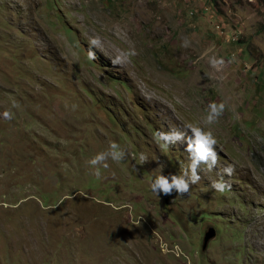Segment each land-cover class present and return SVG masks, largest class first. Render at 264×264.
<instances>
[{
	"label": "rangeland",
	"instance_id": "obj_1",
	"mask_svg": "<svg viewBox=\"0 0 264 264\" xmlns=\"http://www.w3.org/2000/svg\"><path fill=\"white\" fill-rule=\"evenodd\" d=\"M188 123L219 163L155 195L189 160L153 135ZM0 264H264V0H0Z\"/></svg>",
	"mask_w": 264,
	"mask_h": 264
},
{
	"label": "clouds",
	"instance_id": "obj_2",
	"mask_svg": "<svg viewBox=\"0 0 264 264\" xmlns=\"http://www.w3.org/2000/svg\"><path fill=\"white\" fill-rule=\"evenodd\" d=\"M220 1L217 0L216 3ZM210 4V2H208ZM218 34L224 37L226 34L225 27L221 25H216ZM239 35L235 34L232 36L230 34V42H239ZM91 45L99 46V41L97 39L91 40ZM186 46V45H185ZM89 59H95V53L89 51ZM114 64L123 63L120 57H117ZM222 63V61H221ZM225 105L223 103L217 105L212 103L209 105V113L206 118L207 124H212L215 122L223 113ZM4 116L6 118H11L9 112H5ZM184 131L172 130L169 132L157 131L153 135V139L156 144L161 148L168 147L169 145L176 143L186 144L185 152L188 154L189 164L187 168H182L181 173L173 174L170 176H165L163 174L157 175L153 178L150 183V190L158 196L163 194L164 196H171L175 192L179 196H183L190 192V187L196 184L201 179L199 171L201 167L207 171H212L217 167L219 163V156L216 151L217 139L214 137L212 132L205 131L200 126H194L188 123L184 126ZM125 157V152L120 148V146L113 142L110 144L109 149L100 153H97L89 160V164L93 166L96 171L95 175L100 177V167L108 168L107 160L111 159L114 162H120ZM141 159H145L141 156ZM234 169L231 165H227L223 168V174L231 176ZM229 185L223 176L219 180H213L211 182V188L216 191L223 193L227 189H230Z\"/></svg>",
	"mask_w": 264,
	"mask_h": 264
},
{
	"label": "water",
	"instance_id": "obj_3",
	"mask_svg": "<svg viewBox=\"0 0 264 264\" xmlns=\"http://www.w3.org/2000/svg\"><path fill=\"white\" fill-rule=\"evenodd\" d=\"M217 237V231L215 228H209L208 231L205 233V237L202 245L203 251H205L209 245V241L215 239Z\"/></svg>",
	"mask_w": 264,
	"mask_h": 264
},
{
	"label": "trees",
	"instance_id": "obj_4",
	"mask_svg": "<svg viewBox=\"0 0 264 264\" xmlns=\"http://www.w3.org/2000/svg\"><path fill=\"white\" fill-rule=\"evenodd\" d=\"M211 1L213 2V4L217 5V3H216L217 0H211Z\"/></svg>",
	"mask_w": 264,
	"mask_h": 264
}]
</instances>
